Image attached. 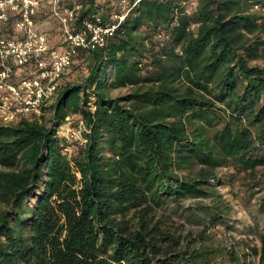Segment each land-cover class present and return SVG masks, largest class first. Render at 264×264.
<instances>
[{
    "label": "trees",
    "instance_id": "1",
    "mask_svg": "<svg viewBox=\"0 0 264 264\" xmlns=\"http://www.w3.org/2000/svg\"><path fill=\"white\" fill-rule=\"evenodd\" d=\"M75 4L73 28H116L79 50L44 113L0 125V264H264V0ZM16 21L0 37L19 38ZM68 117L82 137L62 134ZM221 167L259 193L240 228L259 244L225 232Z\"/></svg>",
    "mask_w": 264,
    "mask_h": 264
},
{
    "label": "built area",
    "instance_id": "2",
    "mask_svg": "<svg viewBox=\"0 0 264 264\" xmlns=\"http://www.w3.org/2000/svg\"><path fill=\"white\" fill-rule=\"evenodd\" d=\"M46 1L64 30V50L49 45L47 33L37 28V17ZM81 7L68 5L66 0H0V22L7 23L17 15L15 30L21 34L19 38L0 37V125L44 113V108L56 101L63 76L79 50L106 45L107 35L116 26H102L87 18L80 27L73 28ZM29 65H35V73L22 76L21 71ZM80 124V129L64 128L63 135L68 139L82 137L86 128L83 122Z\"/></svg>",
    "mask_w": 264,
    "mask_h": 264
},
{
    "label": "rangeland",
    "instance_id": "3",
    "mask_svg": "<svg viewBox=\"0 0 264 264\" xmlns=\"http://www.w3.org/2000/svg\"><path fill=\"white\" fill-rule=\"evenodd\" d=\"M66 3L68 5L70 4L72 5V3H77V0H67ZM125 3L126 2L123 1V5H121L122 6L121 10L125 9ZM46 4H48V1L45 2V5ZM78 5H81V4H78ZM50 15L53 16L51 11L49 12L48 10L43 8V10L41 11V14L39 15V23L43 25L44 29L55 31V34L53 35V37L56 38L55 43H57L61 39H63L62 34L60 33L62 29H61V26L59 25L60 21L57 20L55 17L52 18ZM258 63L264 64V60L258 61ZM76 74H77V69L75 70V75ZM127 92H128L127 88H120V89L111 90L110 94L114 97H117ZM47 117L50 118L51 114H48ZM63 125H64L63 129L66 127H73L75 129H79L77 127V124H75L74 120L72 119L67 120L66 122H64ZM63 129H62V134L64 133ZM231 171L232 170H230L227 167H221L220 172H219L221 177H223L222 179L223 181L221 183L219 182V188L221 192L223 193L225 199L231 202V206L233 208L232 209L233 212L231 214L233 221L231 223L235 225L234 229H231V230L225 229V232H228L229 234L233 235L232 238H235L233 239L235 240L234 242L245 239L251 245L259 244V240H257L255 237L246 235L247 233L243 234L242 231L240 230V228L243 229V227H246L249 224H251V221H252V215H250V209L247 206L248 205L247 200H251V201L253 200L254 202L255 201L254 197L258 195L259 193L256 194V191H255L256 195L252 196L251 198V192L254 190V188L253 189L251 188L250 190L247 189L248 181L246 179L245 174L236 173L235 175H232L233 173H231ZM6 207L7 206H5L4 204L0 202V209L6 208ZM190 226L191 224H188L187 228H189ZM238 247L245 249L246 246L243 244V242H239ZM258 258L259 256L253 255V256H250L249 261H251V263L253 264H259Z\"/></svg>",
    "mask_w": 264,
    "mask_h": 264
}]
</instances>
